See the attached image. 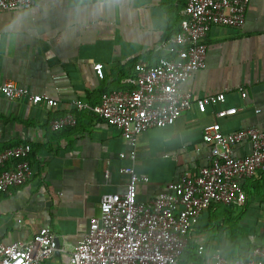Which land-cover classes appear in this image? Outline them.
<instances>
[{
  "label": "crops",
  "instance_id": "crops-1",
  "mask_svg": "<svg viewBox=\"0 0 264 264\" xmlns=\"http://www.w3.org/2000/svg\"><path fill=\"white\" fill-rule=\"evenodd\" d=\"M186 3L112 0L101 9L98 0H35L30 10L0 12V84L14 82L59 103L50 109L0 95V153L30 144L36 173L26 185L0 193V245L31 240L49 228L61 250L43 264H67L99 214L102 196L125 191L129 176L122 169L131 162L120 154L129 153L131 145L119 129L89 112H74L78 123L72 128L53 131L51 122L65 116L74 100L97 105L103 92L131 91L127 80L135 78L138 64L152 67L160 58L175 57L178 46L172 40ZM206 42V69L181 90L198 98L225 94L226 102L210 105L205 114L193 108L173 126L139 137L135 169L150 180L139 187L140 202L152 201L167 184L187 172L198 174L210 162L206 126L220 123L226 134L264 128V0H251L243 28L214 26ZM98 63L104 66L103 80L94 71ZM231 107L238 112L217 118L218 111ZM250 152L248 142L234 150L237 157ZM243 188L246 205L230 206L235 223L219 224L228 216L212 206L191 232L198 264H212L215 255L250 260L255 247H264V173Z\"/></svg>",
  "mask_w": 264,
  "mask_h": 264
},
{
  "label": "built area",
  "instance_id": "built-area-1",
  "mask_svg": "<svg viewBox=\"0 0 264 264\" xmlns=\"http://www.w3.org/2000/svg\"><path fill=\"white\" fill-rule=\"evenodd\" d=\"M35 0H0V12L30 10ZM251 0H187L180 32L172 42L178 46L173 58H160L155 66L138 64L136 76L127 80L131 91H111L100 103L74 100L70 111L51 122L53 131L75 127L74 112H89L120 130L131 145L120 159L131 165L123 193L104 194L99 214L89 221L87 233L67 257V264H194L186 260L191 232L213 205L243 207L247 194L243 184L264 173V128L253 127L226 134L220 123L208 125L203 141L210 146V162L198 174L184 173L148 203L138 200L139 187L149 183L135 169L139 137L153 128L173 126L183 113L195 108L205 114L210 105L226 102L225 94L198 98L181 86L196 72L206 69L209 32L214 26L243 28ZM99 79L104 66L94 65ZM0 95L9 101L28 99L55 109L59 103L47 93L33 94L14 82L0 84ZM247 93L242 92V98ZM238 112L235 107L216 114L223 119ZM259 112V111H258ZM248 142L251 152L237 157L234 150ZM32 146L20 144L0 153V193L24 186L36 175L30 155ZM205 248L197 249L203 256ZM57 253V235L42 228L31 240L0 245V264H43ZM212 264H264V247H255L252 259L227 260L215 255Z\"/></svg>",
  "mask_w": 264,
  "mask_h": 264
},
{
  "label": "trees",
  "instance_id": "trees-1",
  "mask_svg": "<svg viewBox=\"0 0 264 264\" xmlns=\"http://www.w3.org/2000/svg\"><path fill=\"white\" fill-rule=\"evenodd\" d=\"M106 92H103V93H106ZM213 206H219V208H221L222 210H224L226 212L227 216H228V217H226V219H225V217L222 216L221 219H220V221L218 222L219 224H221V223L227 224L228 221H229V219L233 223L236 222V219H233V217H229V213H231V210L230 209L232 207H228V206H224V205H213ZM186 255L189 257L188 261H191V262H193L195 264H198L197 261L199 259L194 256L193 251H192V245L191 244L188 245V248H187V251H186ZM197 256H199V255H197ZM199 257H201V256H199Z\"/></svg>",
  "mask_w": 264,
  "mask_h": 264
},
{
  "label": "clouds",
  "instance_id": "clouds-1",
  "mask_svg": "<svg viewBox=\"0 0 264 264\" xmlns=\"http://www.w3.org/2000/svg\"><path fill=\"white\" fill-rule=\"evenodd\" d=\"M107 3V4H111L112 3V0H98V4H99V7L102 9L103 8V5Z\"/></svg>",
  "mask_w": 264,
  "mask_h": 264
},
{
  "label": "water",
  "instance_id": "water-1",
  "mask_svg": "<svg viewBox=\"0 0 264 264\" xmlns=\"http://www.w3.org/2000/svg\"><path fill=\"white\" fill-rule=\"evenodd\" d=\"M59 250H61V243H60V240L58 239L57 240V253L59 252Z\"/></svg>",
  "mask_w": 264,
  "mask_h": 264
}]
</instances>
